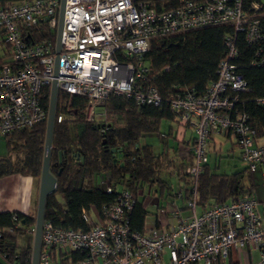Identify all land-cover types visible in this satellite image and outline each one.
Returning a JSON list of instances; mask_svg holds the SVG:
<instances>
[{"label": "built area", "instance_id": "obj_1", "mask_svg": "<svg viewBox=\"0 0 264 264\" xmlns=\"http://www.w3.org/2000/svg\"><path fill=\"white\" fill-rule=\"evenodd\" d=\"M176 1L173 7L158 8L152 0H66L59 53L61 0H21L0 6V33L8 47L7 58L0 62V137L47 120L45 100L55 79L58 93L87 98L86 119L91 122L98 116L106 118L105 107L102 113L97 108L112 95L132 98L139 106H160L162 96L146 82L145 54L152 40L212 25L234 28L226 38L227 52L216 77L205 91L189 87L169 99L178 121L195 135L185 169L191 183L184 206L171 212L174 222L162 225L160 209L157 222L143 230L133 228L130 217L138 198L131 188H123L115 201L101 209L97 222L83 210L91 225L87 230L45 220L39 264H51L56 250L83 253L80 264H264V221L254 196L238 195L206 208L197 201L199 177L214 136L230 133L250 172L264 163V136L259 137L248 114L236 108L239 93L250 88L235 61L237 36L243 33L255 48L252 64L264 67V29L258 17L245 10L244 0ZM252 8L261 10L264 1L253 2ZM42 23L54 39H32L31 30ZM65 117L60 114L56 120ZM100 185L112 190L108 174ZM25 231L34 235L35 227ZM14 234V227L0 229V239ZM243 251L248 253L245 262L235 256ZM1 256L2 264H16Z\"/></svg>", "mask_w": 264, "mask_h": 264}, {"label": "trees", "instance_id": "obj_2", "mask_svg": "<svg viewBox=\"0 0 264 264\" xmlns=\"http://www.w3.org/2000/svg\"><path fill=\"white\" fill-rule=\"evenodd\" d=\"M21 0H0V6H7ZM156 1V2H155ZM158 8L173 7L176 0H154ZM261 0H244L248 14H255L264 29V8L255 11L252 3ZM32 39L54 36L46 24L31 30ZM234 33L231 24L212 25L187 32L154 38L150 50L145 54L149 67L146 82L154 85L163 98L160 106L137 105L132 98L112 95L105 104L107 117L97 121L86 119L87 98L69 95L60 91L57 98L53 149L50 171L57 177V190L46 200L45 220L56 226L87 230L91 225L83 215L111 204L120 193L119 188L132 185L138 188L154 186L160 191L171 189L169 179L190 185L185 165L175 164L168 145L159 154L152 145L141 144L144 136L161 131L163 121L178 119L169 106L173 94L186 88L205 91L215 79L219 61L227 52L226 38ZM238 71L248 82L249 91L239 93L236 108L249 116L250 125L259 137L264 136V67L252 64L255 48L250 46L243 33L237 36ZM5 54L0 57V62ZM49 107V97L45 100ZM70 108V109H68ZM47 120L30 128L6 136L7 153L0 157V177L21 174L40 179ZM108 174L112 190L106 191L99 183L100 176ZM252 172L243 168L232 174L212 171L203 166L198 182V204L202 207L225 202L238 195H251L255 188ZM99 177V178H98ZM143 201L137 200L130 221L133 228L143 230L147 217ZM36 214L21 212H0V229L14 227V235L0 239V251L16 264H31L32 243L19 246L17 234L35 225ZM22 226H16L17 222ZM83 253L56 250L51 264H80Z\"/></svg>", "mask_w": 264, "mask_h": 264}, {"label": "crops", "instance_id": "obj_3", "mask_svg": "<svg viewBox=\"0 0 264 264\" xmlns=\"http://www.w3.org/2000/svg\"><path fill=\"white\" fill-rule=\"evenodd\" d=\"M263 1L264 0H261V2ZM106 117H107V114H106ZM101 119H105V118L102 117L98 120H101ZM150 135L155 136L156 138H152ZM150 135L144 136L141 140V144L152 145L154 152L156 154L163 152L165 150V144H167L170 156H172V158L174 159L176 166L180 164L186 165V158H187L186 156L190 154L193 143H194L195 135L192 129L183 126L178 121V119L177 120L175 119L173 121L164 120L161 126V131L159 133L150 134ZM0 138H5V137H0ZM225 141H230L233 144V146L238 147L235 143L234 137L230 133H225V134L214 136L208 147V161L205 164L212 171L218 172L212 166L210 152L211 151L217 152V153L221 152V147ZM155 145L159 146L157 151L155 150ZM236 171L238 170L230 171V172L225 171V172H219V173L232 174ZM257 172L261 173L262 181L264 185V163L262 164V166L260 167L258 171L254 173L252 172L253 173L252 177L255 183V188L253 189L252 194H251L257 200V211L261 215L264 221V191L262 192L263 194L258 195L255 190L256 182H255L254 174ZM102 177L100 176V179L97 180L98 183H99V180H102ZM172 181L173 179L171 177L169 179L171 186L173 184ZM110 184H111V181H110ZM176 184L179 189L174 194H172L171 190L169 189L160 191L158 188H155L154 186H148L147 193L148 194L153 193L154 196L157 195L161 199H165V194L167 193L168 196H171V200H172L171 202H173L175 206L172 211H175L177 208H181L182 205L185 204L186 196H187L188 189H189L188 186H185L184 182L177 180V178H176ZM39 187H40V179H37L36 177L24 176V175L17 174V173L8 174V175H4L0 177V212L2 211L21 212L24 214L35 215L37 213ZM123 188H132L136 192L137 198L140 201H143V204L147 210V213H149L148 207L145 204L146 197H143V199L141 198V195L144 194V192H146L144 187L138 188L132 185H124L123 187L119 188V190H122ZM180 193H182L181 197L179 196ZM180 201H183V203H180ZM155 206H156L155 220L148 224L147 217H146L145 226L152 225L153 223L157 222V219H158L157 214L160 209H162V211L164 210L168 211L167 205H165L163 202L162 204L159 202ZM209 206L211 205H208L206 207H209ZM200 207L206 208L202 206ZM93 211H94L95 216L97 217L96 219H93L90 215L91 212L93 213ZM99 212L100 211L97 210L95 207H92L88 215L93 221L97 222L98 217H99ZM169 214L167 215L168 217H163V213H161L160 220L159 219L158 220L160 221V223H162V225L165 226L167 225L168 222L169 223L174 222L172 218V214L171 213ZM1 255L2 253L0 251V264L5 262L4 258Z\"/></svg>", "mask_w": 264, "mask_h": 264}, {"label": "rangeland", "instance_id": "obj_4", "mask_svg": "<svg viewBox=\"0 0 264 264\" xmlns=\"http://www.w3.org/2000/svg\"><path fill=\"white\" fill-rule=\"evenodd\" d=\"M154 1V0H153ZM156 2V1H155ZM8 47L3 41L2 34L0 33V57H2L5 54V51L7 50ZM7 56L3 57V59H6ZM106 104V103H105ZM105 104L99 108H97V112L102 113L105 107ZM102 118L101 116H98L97 119ZM152 138H156L155 136L150 135ZM157 144V143H156ZM158 145H155V150H158ZM7 153L6 149V140L5 138H0V157L4 156ZM187 155V154H186ZM211 155V162L212 166L218 171V172H230V171H235V170H241L245 166L242 164L241 159H240V150L238 147L233 146V144L230 141H225L221 147V152H210ZM188 157V156H186ZM210 157V156H209ZM187 159V158H186ZM216 165V167H215ZM186 169V165H185ZM186 172V171H185ZM187 175V173H186ZM255 182H256V193L263 194L262 192L264 191V185L262 181V175L261 173L257 172L254 174ZM173 179V184L171 189V193L174 194L179 188L176 184V178L172 176ZM99 184H101V180H99ZM132 189V188H131ZM133 190V189H132ZM155 190V189H154ZM134 191V190H133ZM145 191L144 194L141 195V198L146 197L145 204L148 207L149 213L147 215V222L148 224L151 223L152 221L155 220V214H156V204L159 202L162 204V202L167 205V210H164L163 212V217H166L167 214L171 213V211L174 209V204L171 202V196H168L167 193L165 194V199L159 198L157 195H153V193H147L148 192V187L145 186ZM136 194V192L134 191ZM168 196V197H167ZM180 203H183V201H180ZM179 203V204H180ZM184 204L182 205V207ZM91 217L93 219H96L97 217L91 212ZM33 237L34 235L27 232L23 231L16 236V242L18 243L19 246H24L29 243L33 244ZM235 256L241 259V262L247 261L248 253L243 251L239 253H235Z\"/></svg>", "mask_w": 264, "mask_h": 264}, {"label": "water", "instance_id": "obj_5", "mask_svg": "<svg viewBox=\"0 0 264 264\" xmlns=\"http://www.w3.org/2000/svg\"><path fill=\"white\" fill-rule=\"evenodd\" d=\"M65 5H66V0H61L60 9H59V23H58L57 36H56L57 53H59V51L61 50V37L63 30ZM58 64H59V58L57 57L56 66H55V76L58 75ZM57 98H58V87H57V80L55 79L51 85L50 97H49L46 137L44 144L42 171L40 175L37 213H36L35 225H34L35 233L32 244L31 264H39L42 229H43V223L45 221L46 200L49 195L55 193L57 190V177L50 171L51 153L53 149L54 126L56 119Z\"/></svg>", "mask_w": 264, "mask_h": 264}]
</instances>
